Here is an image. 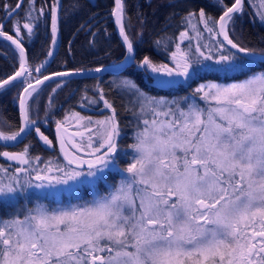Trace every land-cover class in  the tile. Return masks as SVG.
<instances>
[{"label": "snow or ice", "instance_id": "6c2138e0", "mask_svg": "<svg viewBox=\"0 0 264 264\" xmlns=\"http://www.w3.org/2000/svg\"><path fill=\"white\" fill-rule=\"evenodd\" d=\"M36 2L0 5V42L18 61V69L0 79V89L24 85L15 97L19 130H0V141L15 146L34 129L44 146H53L38 126L47 125L48 108L41 121L33 118V105L38 114V88L55 78L111 74L107 90L85 87L77 102L109 114L94 119L75 112L54 120L63 163L32 156L31 144L0 152L15 162L0 165V264H264V48L233 39L245 15L264 25V0H212L218 19L204 8L188 11L169 63L137 59L124 0H114L123 59L49 75L43 74L47 61L29 65L23 40L35 34L41 17L50 20L47 55L53 57L62 5L53 0L47 9L37 8ZM22 8L24 22L12 20ZM9 20L12 34L4 30ZM166 39L172 42L161 37L155 44ZM163 48L167 52L168 43ZM64 85L60 79L52 91ZM180 88L191 91L171 99L153 94ZM113 93L121 97L129 125L121 126L115 100L108 99ZM73 121L84 130L61 135ZM125 138L132 140L127 147L120 144Z\"/></svg>", "mask_w": 264, "mask_h": 264}, {"label": "trees", "instance_id": "16d2710c", "mask_svg": "<svg viewBox=\"0 0 264 264\" xmlns=\"http://www.w3.org/2000/svg\"><path fill=\"white\" fill-rule=\"evenodd\" d=\"M4 2L5 0H0V5ZM6 2L14 7L17 0H6ZM52 2L53 0H37L36 7L39 8L44 5L47 9L48 4ZM59 2L62 7L58 9L57 50H55L52 60L46 66L47 71L44 73L72 68L87 69L97 67L99 63L111 64L123 56V46L114 32L112 22V0H59ZM124 3L126 6V17H130V20L126 21L127 31L136 42L137 57L147 55L158 63L161 61L169 63V53L175 50V42L180 32L185 31L181 17L186 15L188 11L199 12L200 8H204L209 15L215 18L221 12L219 8L211 6L212 0H124ZM248 11L251 13L252 9H248ZM173 13H176V15L173 16ZM23 15L24 9L22 8L16 16L21 23L24 22ZM0 17H4L2 10H0ZM16 17H13L12 20ZM12 20H9L5 25V31L10 32ZM38 24L39 27L35 30V34L31 38L25 35L23 40L29 65L33 68L44 61L52 41L50 20L46 23L45 18L41 17ZM200 27L203 28L202 25ZM235 28L236 32L233 35V39L238 43L247 47L264 48V25L259 22L253 23L249 15H245L243 20L237 21ZM10 34L12 33L10 32ZM189 35L193 36V31L189 30ZM161 37L170 38L172 42H168L166 39L158 48L155 41ZM195 42L196 40L193 39L194 44ZM202 42H207V33H205V39ZM163 43H168L167 52L164 51ZM181 47H184V45L182 44ZM0 53H7L6 56L0 55V79H3L8 74L14 73L18 66V61L14 57L12 49L6 47L3 42H0ZM80 76L57 78L40 85L38 88V91L42 90L37 97L39 111L37 114L35 112L36 105H33V118L38 116L41 121L45 119V106H47L48 123L47 125L41 123L38 126L52 140V147L44 146L33 129L31 134L20 144L5 147L4 144L0 143V152H19L26 144H31L32 156H41L44 160L50 157L59 158V154L54 147L55 142L53 141L54 120L63 121L66 114L78 112L76 108L77 99H80L81 92L84 89H81L80 85L85 83L87 87L94 80L91 76ZM60 79L65 81V85L53 92L52 89L56 88V83ZM206 79L212 80L216 79V77L208 76ZM220 81L224 80L220 79ZM137 82H139L138 78ZM15 83V87L9 85L6 89H0V121L6 120L9 125H12V127H8L0 123V130L5 132L15 131L19 125L18 103L15 97L19 89L24 85L18 81ZM180 89L177 94H173L183 96L190 92V88ZM50 95L51 103L49 104ZM119 109L121 111L123 108ZM130 121L131 119L126 120V124L121 122V126L129 125ZM125 130L128 131L130 137V129L126 128ZM131 141L130 138H125L120 141V144L126 147ZM60 162L63 163L61 160ZM126 162L122 161L121 166H124ZM9 164L15 166V162L7 161L5 158L0 157V165L7 167ZM115 179L118 180V176ZM40 202L49 203V200H41ZM64 202L68 203L67 199ZM35 203L36 200L34 199L28 206L32 207ZM72 203H76V201H72Z\"/></svg>", "mask_w": 264, "mask_h": 264}, {"label": "flooded vegetation", "instance_id": "af4514ba", "mask_svg": "<svg viewBox=\"0 0 264 264\" xmlns=\"http://www.w3.org/2000/svg\"><path fill=\"white\" fill-rule=\"evenodd\" d=\"M112 22H113V20H112ZM122 46H123V45H122ZM50 48H52V45H51ZM122 49H123V47H122ZM122 55H123L122 57H124V49H123V54H122ZM136 56H137V55H136ZM122 57H121L119 60H121ZM52 58H53V57H52ZM141 58H143V56H142V57H141V56L137 57V59H141ZM119 60H118V61H119ZM160 63H166V62L161 61ZM170 66H171V65H170ZM46 73H48V72H46ZM46 73H43V74L45 75ZM34 74H35V73H34ZM81 76L83 77L84 75H81ZM81 76H80V77H81ZM88 76H91V77L94 78L93 82L88 84L89 89H93L97 84H100L101 86H103V87L107 90V89L110 87V81H111L112 78H113L111 74H105V73H101V74H98V75H95V74H94V75H88ZM88 76H87V77H88ZM84 77H85V76H84ZM94 81H95V83H94ZM93 83H94V84H93ZM88 86H87V87H88ZM23 87H24V86H22V87L19 89V92L21 91V89H22ZM85 87H86L85 83H81L80 88L83 89V88H85ZM177 92H178V90H176V91H172V92L161 91V92H158V93L154 92L153 94H154V95H160V96H162V95H166V96H168L169 94L172 93L171 95L176 96ZM173 93H176V94H173ZM89 95H92V92H89ZM169 96H170V95H169ZM173 96H172V97H173ZM108 99H109V100H113V99H114V100H115V103L117 102V104H115V106H116V108H117L118 110H120L119 108H123V107H122V99H121V97H120L118 94L113 93V94L109 95ZM77 100H79V99H77ZM123 102L126 103V100L123 101ZM17 103H18V101H17ZM120 105H121V107H120ZM101 107H102V105H101ZM76 108H77L78 112H79L82 116H92L94 119H102L103 116L109 114L108 112H103V113H101L99 110L82 109V108H80V107L78 106V104H76ZM17 113H18V104H17ZM70 113H72V112H70ZM130 119H131L130 115H129L128 113L124 112L123 109H121V111H120V116H119L120 123L122 122V124H123V123L126 124V120H130ZM18 122H19V116H18ZM73 122H74V121H73ZM71 123H72V122H71ZM71 123H70V124H69V123H66V126L69 127V126L71 125ZM74 124H75V123H74ZM19 125H20V123H19ZM19 125H18V127H17V129H16L15 131H18ZM73 130H76V129H73ZM3 131H4V130H3ZM76 131H83V128L80 129V130H76ZM9 133H10V132H9ZM53 137H54V136H53ZM73 139H76L77 141H80V138H79V137H75V136H73ZM53 141H54V138H53ZM83 143L86 144V137H85V140L83 141ZM59 155H60V154H59ZM59 155H58V157H59ZM59 158H60V157H59ZM60 160H61L62 162H64L61 158H60Z\"/></svg>", "mask_w": 264, "mask_h": 264}, {"label": "water", "instance_id": "95a60500", "mask_svg": "<svg viewBox=\"0 0 264 264\" xmlns=\"http://www.w3.org/2000/svg\"><path fill=\"white\" fill-rule=\"evenodd\" d=\"M16 3H17V2H16ZM112 4H113V6H112L111 14H112L113 8L115 7L114 0H112ZM14 6H15V5H14ZM220 14H221V12H220ZM220 14H219V15H220ZM219 15H218V17H216V19L219 18ZM112 20H113V25H114V32H115V34L117 35V38H118L120 44L123 45L124 54H125V45H124V43H123V41H122V37H121L120 34H119V31H118V25L115 23V18H114L113 16H112ZM56 47H57V41H56V44H55L54 49H53L54 54H55V50H57ZM51 58H52V57H48V55H46L45 60H44L43 62H40L39 65L44 64L45 61H47V62L49 63V62L52 60ZM122 59H123V57H122ZM122 59H121V60H122ZM48 63H47V64H48ZM47 64H46L45 66H47ZM39 65H38V66H39ZM17 69H18V67H17L15 70H17ZM87 69H88V68H87ZM90 69H93V68H90ZM15 70H14V71H15ZM62 71H64V70H62ZM50 73H52V72L46 73V75H49ZM94 74H95V75H98V74H96V73H94V72H85V73L82 74V75H84V76H88V75H94ZM9 75H12V73L9 74ZM7 76H8V75H7ZM7 76H5L4 79H5ZM74 77H77V76H74ZM64 78H66V77H64ZM55 79H57V78H55ZM49 81H50V80H49ZM46 82H47V81H46ZM46 82H44V83H46ZM21 91H22V89H21ZM18 113H19V115H18V116H19V123H20V125H21L19 106H18ZM20 125H19V127H20ZM65 128H66V126H65ZM67 129H68V128H67ZM18 130H19V128H18ZM54 132H55L54 136H55V142H56L55 147H56L57 152L60 154L59 157L63 160V158H62V154H61V151H60V145H59V143H58V141H57V135H58V132H57L56 125H55V128H54ZM76 132H78V131L73 130V129H68V133H64L63 130H61L60 134H61V135H70V134H73V133H76ZM0 143L4 144V142H2V141H0Z\"/></svg>", "mask_w": 264, "mask_h": 264}, {"label": "rangeland", "instance_id": "374dc122", "mask_svg": "<svg viewBox=\"0 0 264 264\" xmlns=\"http://www.w3.org/2000/svg\"><path fill=\"white\" fill-rule=\"evenodd\" d=\"M255 2H256V4H259V3H260V0H255ZM262 10H264V9H262ZM15 19H17V17L14 18V20H15ZM11 27H12V26H11ZM193 36H195V33H194V32H193ZM209 80H210V79H209ZM199 82H203V81H199ZM218 82L226 83V82H228V81H225V80H224V81H220V80H219ZM192 87H193V88L196 87V84H193ZM179 90H181V89H179ZM190 91H191V88H190ZM187 93H188V92H187ZM187 93H186V95H187ZM171 94H172V93H171ZM171 94H169L170 96H169V95H168V96H166V95H162V96H166V97H168L169 99H171L172 96H173V95H171ZM176 96L179 97V95H176ZM183 96H184V95H183ZM173 97H174V96H173ZM74 123H75V122H72L71 125H70L69 127L66 126V128H68V129H76V130H80V129H82L81 127H78V126H77L76 124H74ZM65 124H66V123H65ZM55 125H56V124H55ZM55 125H54V126H55ZM83 130H84V129H83ZM53 132H54V131H53ZM54 134H55V132H54ZM54 134H53V136H54ZM131 143H132V141H131ZM129 144H130V143H129ZM127 145H128V144H127ZM127 145H126V147H127ZM126 163H127V162H126ZM125 165H126V164H125ZM125 165H124V166H125ZM118 179H119V177H118Z\"/></svg>", "mask_w": 264, "mask_h": 264}]
</instances>
